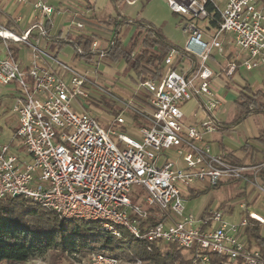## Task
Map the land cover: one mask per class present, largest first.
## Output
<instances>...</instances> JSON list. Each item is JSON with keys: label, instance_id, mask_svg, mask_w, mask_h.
Wrapping results in <instances>:
<instances>
[{"label": "built area", "instance_id": "1", "mask_svg": "<svg viewBox=\"0 0 264 264\" xmlns=\"http://www.w3.org/2000/svg\"><path fill=\"white\" fill-rule=\"evenodd\" d=\"M140 1L119 0V5L133 7ZM166 2L185 20L183 31L189 37L181 52L171 51L163 78L137 85L128 98L40 47L51 37L52 7L35 4V22L21 37L0 24V41L8 50L0 61V85H16L13 138L0 142V200L22 197L64 220L96 223L103 234L121 239L126 233L146 242L149 251L175 245L193 251L201 264H211L209 254L225 258L223 264H264L261 252L246 239L250 219L264 225V217L249 212L230 224L221 210L196 219L184 207V191L189 195L198 185L213 188L235 181L264 194L262 166L238 165L227 155H214L206 139L219 128L217 114L224 106L212 89L217 79H230L240 68L264 66V12L259 0ZM205 22L210 41L200 29ZM70 25L68 31L75 35L92 28L80 19ZM102 31L110 37L104 47L98 38L94 41L92 53L99 59L106 58L115 42L113 30ZM33 32L35 42L30 40ZM10 40L31 50L28 69L12 57ZM178 59L196 61V66L184 62L175 70ZM101 97L112 101L116 125L139 127L140 140L105 129L107 123L80 102ZM190 104L198 108L192 113L194 123L189 122ZM77 264L141 262L94 253Z\"/></svg>", "mask_w": 264, "mask_h": 264}, {"label": "trees", "instance_id": "2", "mask_svg": "<svg viewBox=\"0 0 264 264\" xmlns=\"http://www.w3.org/2000/svg\"><path fill=\"white\" fill-rule=\"evenodd\" d=\"M111 2L119 4V0ZM97 25L115 33L114 46L107 52L105 59L115 63L124 62L131 69V80L136 86L146 81L162 79L171 51L183 50L172 44L160 28L140 19L131 20L121 13L109 20L98 21ZM130 26L135 29L126 41L122 33ZM97 38L95 34H67L65 39H62L61 33H58L51 40L57 47L54 56L57 57L66 46H71L74 50V63L83 60L89 63L96 57L92 53V45ZM12 43L14 42L8 41L9 52L17 59L19 51L13 48ZM184 62L192 64V67L196 66V61L178 59L172 68L177 70ZM227 88L230 90L231 86L228 84ZM233 108V120L228 124L227 130H233L251 117H264V88L254 89L244 85L238 91ZM254 141L264 146V134ZM242 150L246 154L244 158H239L233 153L227 156L238 165H246L247 159L251 157L250 164L262 166L259 181L264 188V158L260 160L253 157L256 151L249 143ZM236 183L238 182L234 181L229 184ZM222 186L225 185L213 188ZM210 190L190 189L185 200ZM132 200L134 204L139 203L138 197ZM221 207L229 208L226 203ZM150 221L156 222L152 217ZM250 221L246 239L252 247L261 252L264 259V225L254 219ZM97 227L93 222L64 220L54 211L34 205L22 197L0 200V264H27L45 259L49 260V264H74L75 260L87 259L94 253L132 263L139 261L141 264H201L195 261L193 251H186L175 245L154 246L152 251H149L148 244L144 241L135 240L126 233L124 238L118 239L97 231ZM184 252H187L189 257H186ZM209 257L211 264L226 262L225 258L214 254H209ZM237 264L244 262L238 261Z\"/></svg>", "mask_w": 264, "mask_h": 264}, {"label": "rangeland", "instance_id": "3", "mask_svg": "<svg viewBox=\"0 0 264 264\" xmlns=\"http://www.w3.org/2000/svg\"><path fill=\"white\" fill-rule=\"evenodd\" d=\"M118 12L122 15L130 18L131 20H143L153 24L155 27L160 28L163 31L164 36L175 46L183 49L188 34L184 33L183 28L186 24L185 20L180 17L174 15L168 7L166 0H142L136 6L130 7L126 5H119ZM102 12H97L98 18L103 16ZM103 20H106L108 17H102ZM208 23H202L200 25V29L204 33V40L210 41V37L212 33H208L206 30V26ZM102 29H106L103 26H100ZM135 29L133 26L125 28L122 33L123 39L126 41L129 38V32ZM107 30V29H106ZM86 33V32H83ZM98 39L101 40L102 46L106 45L108 42L109 35L100 33L98 34ZM23 45V44H21ZM42 49H45L47 52L54 54L53 50H49L44 48V46H40ZM61 59H64L71 66L75 67L77 70L87 74L93 80L101 83L112 89L113 93L117 96L128 98L131 97L134 93L136 85L131 80V69L127 67L124 62H110L106 59H99L95 57L94 60L87 63L86 61H78L77 63L73 62L74 59V50L71 46H66L60 55ZM216 59L219 60L220 57L216 56ZM215 63V62H214ZM224 65V64H223ZM255 71H245L241 70L239 74L242 78H247L249 75H254ZM115 89V90H114ZM212 89L215 92H218L220 88L216 85L212 86ZM16 92V85H0V142L10 143L13 138L12 130L16 126V117L12 113V107L14 105V100L12 99V95ZM224 102V106L221 110V113L217 114V118L220 121H228L233 117V103L227 99L225 95H222ZM225 98V99H224ZM101 101H94L92 99L80 101L85 108L92 112L96 119H102L107 123L104 126L105 129L111 128V130L116 132L126 133L129 138H133L135 140H140L139 136V127L135 126L132 129H128L127 127H121L115 124L116 114L114 111V106L112 101L109 98H100ZM75 103L73 107L75 108ZM191 105V104H190ZM189 107V105H188ZM191 109V106L189 107ZM198 110L195 107V111ZM202 116V114L200 115ZM188 117L190 118L189 122L194 123V119L192 117V110L188 111ZM264 126V121L261 122ZM237 131L234 133L235 140H245L251 137L250 134L254 131L250 129L253 126L252 120H247L242 123ZM115 140V138H113ZM207 139V138H206ZM116 141V140H115ZM211 146L213 153H221L222 149L219 148V144L214 142L212 137L208 136L207 140ZM225 145L230 148L228 144V140L226 139ZM228 151V150H227ZM243 186V183L236 184H228L219 188H211L210 191L200 196L194 198H186L184 207L187 215H192L196 219H200L206 212H217L221 210L223 214V220L228 223H239L244 216L243 210L240 208L241 204L249 203L254 207L260 202L261 209H256V213L260 216L264 217V194L255 191V194L252 198L248 197V199L240 197L236 198L235 196L241 192L240 187ZM207 186L198 185L195 187L197 190H205ZM134 190H140L138 187L134 188ZM184 196H187V192L184 191ZM133 198V196H131ZM226 203L228 206L234 208L233 213H225L226 208H222V204ZM186 257H189L187 252H184ZM87 259H81V263H85ZM74 264H77V260L74 261ZM27 264H49V260H38L29 262Z\"/></svg>", "mask_w": 264, "mask_h": 264}, {"label": "crops", "instance_id": "4", "mask_svg": "<svg viewBox=\"0 0 264 264\" xmlns=\"http://www.w3.org/2000/svg\"><path fill=\"white\" fill-rule=\"evenodd\" d=\"M39 2H42L54 9V14L52 16V23H51L52 24L51 37L50 39L42 41L40 44L44 46V48L46 49L53 50L54 54L57 51V47L56 45L51 43V40L58 33H61L62 39H65L68 32L72 34L71 31H68L69 27L71 26L70 25L71 21L75 19H80L88 22L89 24L92 25V28L87 29L85 34L87 35L95 34L99 36L98 34L100 33L105 34V32H103L102 28H100L97 25L98 21L103 20L102 17L105 16L108 17L106 20H109L110 18L116 17L117 14L120 13L118 12L119 4L115 5L114 3L111 2V0H0V24L9 31L13 32L17 37L23 36L25 32H27L29 29L32 28L35 22L33 15L34 5ZM259 5L264 12V0H259ZM88 8H91V10H89ZM98 11L104 14L103 16H101V18H98L97 16ZM133 31L134 29L129 32L130 34L129 37L131 36ZM30 40L32 42L36 41L35 32L32 33ZM12 46L13 48L19 51L16 59L17 62L20 64V66L23 69H28L31 60V50L28 49L26 46L21 45V43L14 42L12 43ZM60 55L61 53L57 57L60 58ZM7 56H8V50L6 49L4 43L0 41V61L5 59ZM233 59L234 58L230 56V61H232ZM61 60L65 61L64 59ZM241 70H245V69L240 68L235 73L234 77L230 79L221 76V79L219 77L215 83V85L220 88L218 93L221 95V97L222 95H225V93H227L225 97L227 99H230L229 101H231L233 104L238 96L239 89L244 85L247 84L254 89L264 88V66L253 70L256 73L253 76L249 75L245 79L242 78V76H240L241 74H239ZM222 83H225L226 87H223ZM228 84L231 86L230 90H228L227 88ZM12 99H13V95H12ZM195 107L196 105H191V109H189V111L192 110V113H194ZM233 116H234V108H233ZM232 120L233 117L228 121L219 120L220 125L217 131L213 134L208 135L209 137H212L213 141L217 142L219 144V148L222 149L221 153H213V152L212 153L214 155H228L230 153H233L235 156L239 158H244L246 154L245 152H243L242 149L245 147L247 143H249L256 151V154L253 157L260 160L263 159L264 146L256 143L254 140L264 134V126L261 123L264 121V117H251L248 119L253 121V126H251L250 129L253 128L254 131L252 132V134H250L251 137L245 140L242 139L235 140V138L233 137L237 129L243 124L239 125L233 130L226 129L228 124L231 123ZM208 136L206 137L207 140H208ZM226 139L228 140V144L230 148H228V146L225 145ZM250 158L247 159V164H250L249 163ZM240 189L241 192L235 196L236 198H240V197L246 199H248V197L252 198L256 191L244 184L242 187H240ZM229 208H228L229 210L228 213H233L234 208H232L231 206H229ZM240 208L243 210L244 216H246L249 212H253L257 214L255 211L257 208L261 209V206L259 202L257 206L254 207L252 204L249 203L248 200L247 203L244 204L242 203Z\"/></svg>", "mask_w": 264, "mask_h": 264}, {"label": "water", "instance_id": "5", "mask_svg": "<svg viewBox=\"0 0 264 264\" xmlns=\"http://www.w3.org/2000/svg\"><path fill=\"white\" fill-rule=\"evenodd\" d=\"M15 198H18L17 196H15Z\"/></svg>", "mask_w": 264, "mask_h": 264}]
</instances>
